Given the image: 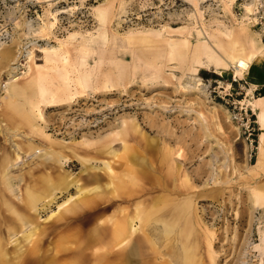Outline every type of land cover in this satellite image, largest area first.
<instances>
[{
	"label": "rangeland",
	"instance_id": "374dc122",
	"mask_svg": "<svg viewBox=\"0 0 264 264\" xmlns=\"http://www.w3.org/2000/svg\"><path fill=\"white\" fill-rule=\"evenodd\" d=\"M234 77V97H264V0H0V264H179L183 241L191 264H264V168L225 105ZM145 142L151 186L128 157ZM181 206L190 220L163 233ZM118 221L132 240L112 251Z\"/></svg>",
	"mask_w": 264,
	"mask_h": 264
},
{
	"label": "bare ground",
	"instance_id": "6f19581e",
	"mask_svg": "<svg viewBox=\"0 0 264 264\" xmlns=\"http://www.w3.org/2000/svg\"><path fill=\"white\" fill-rule=\"evenodd\" d=\"M50 50L51 51H54V48L51 47ZM241 54H246L244 48H242L241 49V52H239L238 54H234L233 56H230V58L232 60L231 63L232 64L234 63V68L233 69H235L234 72L236 73V76L240 75V76L246 77V76H248V73H249V71L251 69V66H250V62L248 60H245V59H243V56H240ZM249 57H250V59L252 61H254V59L256 57L258 58V56L255 53H251L249 55ZM14 69L15 68L11 67V70H14ZM215 71L219 75H223L224 74V71L221 70V69H219V70L216 69ZM12 72L13 71H10V73H12ZM11 75H13V73ZM191 80L189 79L187 81L188 83L185 84V87H189L191 84H194L193 87L198 86V88H199L200 91L205 92L206 89L204 87L203 82H201V77L194 78V83ZM255 88L256 87L253 86V87H251V88L248 89L247 96H249V98L246 96V98L243 100V104L244 105H247L248 107H251V109L254 111L255 115L257 116V123H258V125H260L261 122L263 123V125L261 126L262 129L260 128L261 134H260V137H259L260 140H259V144H258V147H257V149H258L257 150L258 151L257 160H256V163L253 166H251V168H250L252 172H256L257 173V171H260L261 169L264 168V114L263 113L261 114L260 112L259 113H256V104H255V102H256V100H257V98L259 96H257V97L255 96L254 97V90H255ZM26 92H27V87L26 86H23V87L19 88L18 86H16V84H13L11 86V89H10V93H12L11 94V97H12V95L20 96V94H22V93L26 94ZM10 114L13 115V111H11ZM19 117L22 118L23 115H19ZM155 149L156 148H155V146L152 143L150 144L148 142H145V143H143L141 145V148L139 150H135L134 152H131L129 155L127 154L128 157H129V159H130V161H132L133 163H139V165H140V168H134V169L133 168L132 169L130 168L131 173H133V177L135 175V177L133 178L134 180H137L138 181L140 179H142V180L144 179L151 186V184L153 182L151 176H152V173H153V171L155 169L152 166H150L151 159H152V157H154L153 155L155 153L156 154H159V151H157ZM159 168L160 167H157V169H155V170H158ZM251 174H253V173H251ZM100 177H101V175H99V174H93V175L89 176L88 181L89 180L90 181H96V180H99ZM138 185H135V187H136L134 189L135 193H137ZM95 189H97V188H94V190ZM144 189H146V188L145 187H142V190H144ZM147 190L149 192L150 191V188L147 189ZM0 192L3 195V192L4 191L2 190ZM161 203H162V206L161 207H158L154 211L152 210L153 208L150 209V210H146V209L143 210L144 217L142 218V220L145 221L146 225L148 223H150L152 219H154V213L164 214L166 212V208H167L166 207V204L168 203V201L167 202H163L161 200ZM97 205H99V203H98V200L96 199V197L94 199L93 198L92 199H89V198L86 199L85 198L82 201L81 208H85V207H91V208H93V207H96ZM72 211L73 212H76V211H78V208H75ZM173 212L174 213L172 214L171 221L165 220V225L166 226L163 229V233H165V234H166V232L169 231V229H171V227H172L173 224H177L179 221H181L183 219L185 220L184 223L190 220V218L188 216L191 215V208H189V207L181 206V207H179V209L177 211H173ZM91 215L87 218V219H90V220L84 219L83 224L90 223L95 218H97L96 220H99V217H96V216H93L92 217ZM185 217H186V219H185ZM3 218H5V216H3ZM135 218H137V217H135ZM96 225H99V224H96ZM114 225H117V226L112 230V237L104 242L105 245L110 250H112V251H113L114 248L120 246L121 244H124V243L129 242V241L132 240V238H131L132 234L129 231L131 224H129V223H126L125 224L122 221H118ZM186 230H187V226L186 225H183L182 228H181V232H180L181 238L184 237V236L187 237L188 232ZM66 238L67 239H74L76 237L73 238V236L68 235ZM104 238H105L104 232L101 233L100 230L97 229L96 232L92 236H89L88 238L86 237V238H84V240H82V242H81V248L84 249V248H86L88 246H91V245H93L95 243H100L101 241H103ZM145 241L142 243V245L145 244ZM191 248L188 247V245L185 243V241L182 242V245L179 246L178 252L176 253V257H177V260H178L179 264H191V254H192ZM126 253H127V251L125 252V254ZM77 259H79V256L77 257Z\"/></svg>",
	"mask_w": 264,
	"mask_h": 264
},
{
	"label": "built area",
	"instance_id": "2783aa9c",
	"mask_svg": "<svg viewBox=\"0 0 264 264\" xmlns=\"http://www.w3.org/2000/svg\"><path fill=\"white\" fill-rule=\"evenodd\" d=\"M237 83L238 90H235L234 84ZM228 85V96L229 99L225 100V105L228 107V111L232 117V121L237 123L240 128V135L247 147L249 158L254 157L255 149H257L258 143V133L256 127V119L254 111L247 105L243 104V100L234 97V95L242 94L243 85L240 83L239 79L235 77L233 80L227 84ZM224 98V97H222Z\"/></svg>",
	"mask_w": 264,
	"mask_h": 264
},
{
	"label": "crops",
	"instance_id": "0c3cea01",
	"mask_svg": "<svg viewBox=\"0 0 264 264\" xmlns=\"http://www.w3.org/2000/svg\"><path fill=\"white\" fill-rule=\"evenodd\" d=\"M206 74H209V72L207 71ZM255 103H256L257 110H258V112H256V113L260 112L261 114L262 113L264 114V97L257 98ZM262 125H263V123L261 122L260 125H259V128H261ZM260 134H261V132H260ZM260 134H259V137H260ZM259 140H260V138H259ZM257 172H259V171H257Z\"/></svg>",
	"mask_w": 264,
	"mask_h": 264
}]
</instances>
